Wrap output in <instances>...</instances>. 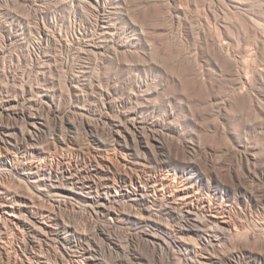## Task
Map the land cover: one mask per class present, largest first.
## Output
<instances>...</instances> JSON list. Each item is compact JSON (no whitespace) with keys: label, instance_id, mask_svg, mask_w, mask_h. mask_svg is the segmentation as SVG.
<instances>
[{"label":"bare ground","instance_id":"bare-ground-1","mask_svg":"<svg viewBox=\"0 0 264 264\" xmlns=\"http://www.w3.org/2000/svg\"><path fill=\"white\" fill-rule=\"evenodd\" d=\"M85 2L96 8L103 36L81 43L88 64L61 62L70 71L59 83L45 56L21 72L26 79L0 85V242L14 245L8 262L108 264L98 245L46 203L128 230L147 253L124 245L130 257L123 264H264V91L254 92L238 73L233 91H246L250 102L212 126L196 123L207 137L226 139L222 146L203 142L179 122L168 96L153 100L157 89L137 80L132 62L106 71V83L97 77L105 58L119 60L141 44L121 36L118 6ZM46 28L40 32L50 40ZM5 71L0 65V76ZM229 104L220 110H234Z\"/></svg>","mask_w":264,"mask_h":264},{"label":"rangeland","instance_id":"rangeland-1","mask_svg":"<svg viewBox=\"0 0 264 264\" xmlns=\"http://www.w3.org/2000/svg\"><path fill=\"white\" fill-rule=\"evenodd\" d=\"M104 1L108 9L115 6L120 8L114 17L121 29V36L139 40L141 45L135 53L120 54L119 60L105 58V66L95 70L97 77L106 83L108 80L105 76L106 71L117 67L119 62H132L133 73H139H136L137 80L157 89L153 100L162 101L163 96H168L169 103L178 108L177 119L183 126L194 130L204 140L203 142L208 141L214 146L224 145L225 138L207 137L208 128L203 132L196 130V123L207 126L212 122L227 119L233 116L237 107L248 103L250 97L248 98L246 91L245 94L233 91L238 73L246 77L250 87L253 85L251 88L256 90L254 92L258 94L259 89L260 92L264 91L263 79L261 81L257 75L264 63V0ZM80 2L86 7L80 6ZM72 3L78 4V10L73 9ZM85 3V0H0V65L6 70L5 74L0 76V85L8 83L11 86L18 83L17 80L22 79V74L24 72L28 74L35 61L45 56L52 58L51 67L48 69L49 77L59 79L57 80L59 83L65 80L70 71L61 62L68 60L74 63L77 69L83 63L88 64L89 53H82L81 57L79 56L80 52L84 51L81 43L88 41L89 38L101 40L103 36L98 33L99 15L96 8ZM132 22L138 29L131 27ZM46 27L50 29L47 30L50 32V40L44 38L41 33ZM141 31H144L142 35ZM243 34L246 37L245 43ZM93 36L96 38L93 39ZM68 43L71 44V50L64 46ZM217 43L222 44L223 48H219ZM243 46L246 52L242 50ZM79 57L84 58L82 60ZM155 63L159 64V70ZM203 69L207 73L206 78L202 77ZM26 74L23 77L25 79ZM119 84L123 85L125 81ZM228 101L229 105L234 103V110L229 111L226 108L221 111L220 108H224L225 102ZM70 151L73 152L74 149H68L67 152L71 153ZM111 152L113 153L112 150H108L106 155L112 154ZM39 202L43 204L42 201ZM45 205L49 206L54 214L59 211L58 215L77 225L76 227L81 229L93 244L99 246L101 256L107 258L108 264L125 263L129 254L124 249H128L130 244L140 246V248L137 246V250L138 253L142 252L141 255L147 253L142 242L130 238L128 230L113 229L101 217L94 215L89 217L87 212L82 215L79 211L76 214L74 210L67 208L72 211L70 213L71 211L65 207L58 209L56 205L50 206L46 203ZM0 244L6 247L0 251V264H13L8 262L7 254L14 256V245L10 241L8 244L1 242ZM118 244L122 248L115 247ZM124 245L128 247L123 249ZM51 258L54 259L52 255Z\"/></svg>","mask_w":264,"mask_h":264}]
</instances>
